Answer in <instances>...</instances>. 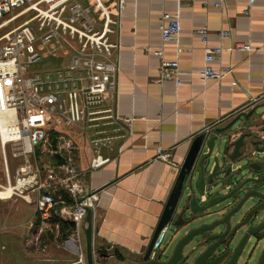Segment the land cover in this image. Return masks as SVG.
Segmentation results:
<instances>
[{"label":"crops","instance_id":"0c3cea01","mask_svg":"<svg viewBox=\"0 0 264 264\" xmlns=\"http://www.w3.org/2000/svg\"><path fill=\"white\" fill-rule=\"evenodd\" d=\"M123 0L111 40L117 44L109 60L117 64V107L130 118L131 134L124 149L109 164L87 171L85 182L97 191L93 209L95 264H151L144 253L173 189L192 137L206 126H224L240 112L259 107L256 130L264 128V0ZM180 11L181 29L176 39L162 42L160 24L165 11ZM208 28V44L222 45L223 52L211 65L230 70L221 81L205 79V44L198 30ZM250 43L260 48L248 52L227 47ZM163 46V54L155 51ZM162 59L178 60L179 79H161ZM261 114V116H259ZM260 137L264 138V131ZM158 147L169 153L157 158ZM80 167H89V153H82ZM12 166L15 161L12 160ZM0 184L5 175L0 164ZM0 235L20 238L16 222L28 227L23 246L31 244L37 229L32 204L19 198H0ZM30 210L11 213L9 207ZM87 225V224H86ZM67 226V224H66ZM46 231L33 254L43 253L32 264H86L79 260L80 248L71 234L66 237ZM70 230L66 227V233ZM74 228L71 230L73 232ZM8 231V232H7ZM45 237V238H44ZM60 238L42 247V239ZM85 239V235H84ZM45 248V249H44ZM49 248V249H48ZM24 255H28L24 247ZM47 253V255H45ZM86 254V252H85ZM87 258V257H86Z\"/></svg>","mask_w":264,"mask_h":264},{"label":"built area","instance_id":"2783aa9c","mask_svg":"<svg viewBox=\"0 0 264 264\" xmlns=\"http://www.w3.org/2000/svg\"><path fill=\"white\" fill-rule=\"evenodd\" d=\"M71 1L0 0V20L36 13L5 35L0 46V164L5 175L0 192L10 190L8 197L0 198H22L34 206L35 244L48 230L58 236L61 222H72L71 238L81 249L79 260L85 262L84 206L94 209L97 195L87 187L85 176L117 159L132 120L118 111L117 64L109 60L117 46L111 34L123 0ZM254 3L249 0L244 13H250ZM162 19V42L176 39L180 11H165ZM198 33L206 50L202 76L221 81L230 70L214 69L211 62L225 47L208 44L206 26ZM60 47H66V69L29 72L43 52L54 56ZM227 48L260 51L241 42ZM155 54L162 55L163 46ZM179 73L178 60L162 59L161 79L181 84ZM83 151L89 153L87 170L79 165ZM157 158L168 160V151L158 147ZM167 231V225L160 230L151 258L163 249Z\"/></svg>","mask_w":264,"mask_h":264},{"label":"water","instance_id":"95a60500","mask_svg":"<svg viewBox=\"0 0 264 264\" xmlns=\"http://www.w3.org/2000/svg\"><path fill=\"white\" fill-rule=\"evenodd\" d=\"M258 108L192 137L145 261L236 264L250 256L248 264H264V138L260 137L264 128L256 130ZM84 207L87 264H95L93 209ZM166 225L173 232L159 255L151 258Z\"/></svg>","mask_w":264,"mask_h":264},{"label":"rangeland","instance_id":"374dc122","mask_svg":"<svg viewBox=\"0 0 264 264\" xmlns=\"http://www.w3.org/2000/svg\"><path fill=\"white\" fill-rule=\"evenodd\" d=\"M77 0L71 1V4L76 2ZM42 7H46V5L43 3L41 5ZM36 13L33 11H29L11 21H4V19L0 20V46L3 43V38L5 35H7L9 32H11L13 29H15L17 26L21 25L24 23L25 20L29 19L30 17L34 16ZM11 15H7L6 18H9ZM34 25H37V21H33ZM66 69V47H60V49L56 50V54L49 55L48 52H43V57L40 62L37 64L33 65L29 72H38V71H45V73L48 70H55V69ZM0 162H1V151H0ZM1 171V169H0ZM2 183H5L2 181ZM19 203H25V200L22 198H19ZM5 202L0 201V213L2 206ZM6 204V203H5ZM17 205H14L13 207H9L8 211L11 213H15L16 211L21 212V215L29 214L30 210L25 206L24 208L16 209ZM26 222H16L17 227H14L16 230H20L22 233L20 238H15L11 235H7L5 233H2L0 235V264H32V261L36 258L43 257V253L33 254L31 252V247H33L35 244V240L31 242V244H28L27 246H23V241L26 236V232L28 227L25 225ZM8 232V231H7ZM173 231L171 229L167 232L163 247L166 245L167 240L170 238L171 234ZM69 233V231L67 232ZM72 234V231L69 233ZM45 238V237H44ZM28 239V238H27ZM27 239L25 238V243L27 242ZM47 239L49 240V248L52 247V243L56 244L60 242V238L55 239L53 237L42 239V247L47 244ZM52 245V246H51ZM84 252H86V245H85V239H84ZM24 247L27 250L28 255H24ZM48 248V249H49ZM45 249V248H44ZM47 255V253L45 254ZM80 255V254H79ZM87 263V258L85 259Z\"/></svg>","mask_w":264,"mask_h":264},{"label":"trees","instance_id":"16d2710c","mask_svg":"<svg viewBox=\"0 0 264 264\" xmlns=\"http://www.w3.org/2000/svg\"><path fill=\"white\" fill-rule=\"evenodd\" d=\"M67 224V226H66ZM66 227H69V233L74 228V224L72 222H61V231L63 232V236L66 237L69 233H66L65 229Z\"/></svg>","mask_w":264,"mask_h":264},{"label":"flooded vegetation","instance_id":"af4514ba","mask_svg":"<svg viewBox=\"0 0 264 264\" xmlns=\"http://www.w3.org/2000/svg\"><path fill=\"white\" fill-rule=\"evenodd\" d=\"M250 256H245V257H241L239 260H238V262L236 263V264H248V262H247V259L249 258ZM257 257H258V260H259V256L257 255ZM258 260H257V262H258ZM256 263V262H255ZM254 263V264H255Z\"/></svg>","mask_w":264,"mask_h":264},{"label":"bare ground","instance_id":"6f19581e","mask_svg":"<svg viewBox=\"0 0 264 264\" xmlns=\"http://www.w3.org/2000/svg\"><path fill=\"white\" fill-rule=\"evenodd\" d=\"M5 122V120H2V123ZM0 195H2V197H8L10 195V190L8 191H4V192H0Z\"/></svg>","mask_w":264,"mask_h":264}]
</instances>
